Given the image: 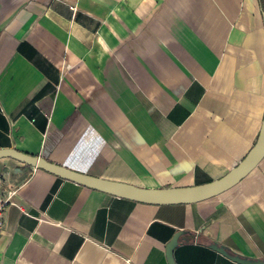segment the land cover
Instances as JSON below:
<instances>
[{"label": "crops", "instance_id": "1", "mask_svg": "<svg viewBox=\"0 0 264 264\" xmlns=\"http://www.w3.org/2000/svg\"><path fill=\"white\" fill-rule=\"evenodd\" d=\"M264 0H0V148L147 188L219 179L264 122ZM0 264H264V158L151 204L0 158Z\"/></svg>", "mask_w": 264, "mask_h": 264}, {"label": "water", "instance_id": "2", "mask_svg": "<svg viewBox=\"0 0 264 264\" xmlns=\"http://www.w3.org/2000/svg\"><path fill=\"white\" fill-rule=\"evenodd\" d=\"M264 16V11H263ZM13 158L25 164L52 172L60 177L105 191L120 197L130 198L151 204L193 203L216 196L239 183L264 158V122L254 146L247 155L223 177L211 182L186 187L147 188L129 183L113 181L70 169L39 155H31L14 147L0 148V158ZM180 232L168 243L167 255L171 264H176L173 251L179 243ZM236 260L245 264H263L248 258L236 256Z\"/></svg>", "mask_w": 264, "mask_h": 264}, {"label": "built area", "instance_id": "3", "mask_svg": "<svg viewBox=\"0 0 264 264\" xmlns=\"http://www.w3.org/2000/svg\"><path fill=\"white\" fill-rule=\"evenodd\" d=\"M17 189L13 187H7L0 192V236L4 232V213L9 205L18 206L26 214H29L22 205L16 201Z\"/></svg>", "mask_w": 264, "mask_h": 264}]
</instances>
